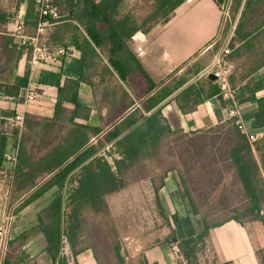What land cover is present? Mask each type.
<instances>
[{"label":"trees","instance_id":"16d2710c","mask_svg":"<svg viewBox=\"0 0 264 264\" xmlns=\"http://www.w3.org/2000/svg\"><path fill=\"white\" fill-rule=\"evenodd\" d=\"M25 1V23L33 26L35 33L37 3ZM51 1L60 14L57 22L72 16L84 26L96 45H109L110 62L128 84L134 85V79L137 83L146 82L141 92L133 91L138 106L131 108L133 101L122 105V109L113 112L101 127L75 120L88 117L89 108L77 101L78 86L83 77L66 79L58 88L52 117L24 115L23 130L16 144L11 198L32 190L18 205L17 209H20L47 190L54 189L50 201L36 214L48 250L53 251V259L57 258L58 264H66L58 255L62 236L67 238L73 255L78 253V245L85 239L88 214L109 219L107 197L125 188L135 167L145 160L153 162L156 166L153 170L158 173L159 181L152 186L157 214L169 229L164 242L175 241L187 264H199L196 253L213 226L229 218L240 223L243 219L263 221L260 210L264 204V156L259 164L252 146L230 119L225 121L226 129L222 134H211L212 129L191 135L173 131L159 104L177 87L157 88L124 45V39L136 30L146 32L152 25L165 22L183 0H149V12L136 24H133L132 14H126L116 25L112 23V16L122 0ZM65 3H69L68 7ZM8 20L10 15L0 11V23ZM14 40L7 30L0 31V92L7 96H17L19 92V87L11 82L17 60L23 52L30 56V51L22 45L18 47ZM216 93L217 87L211 85L204 98ZM251 127H264V96L257 100ZM5 141L6 137L0 135V163L5 158ZM108 144L113 149L107 151L104 147ZM254 148L257 150V142ZM107 153L113 156L111 160ZM224 161L228 164L219 163ZM169 170H176L192 214L202 222V231L195 230L189 215L164 213L158 190ZM198 172L212 182L195 181ZM226 177H230L229 183H226ZM229 193H236V198L228 197ZM219 211L235 214L230 217L218 215ZM113 231L111 225L116 264H128ZM262 251L264 249L257 252ZM98 260L99 264H106ZM138 264L147 263L141 260ZM261 264H264V258Z\"/></svg>","mask_w":264,"mask_h":264},{"label":"crops","instance_id":"0c3cea01","mask_svg":"<svg viewBox=\"0 0 264 264\" xmlns=\"http://www.w3.org/2000/svg\"><path fill=\"white\" fill-rule=\"evenodd\" d=\"M35 1L37 3L38 0ZM230 2L183 0L165 22L152 25L146 32L136 30L124 39L126 49L157 88L166 85L177 87L159 104L162 115L177 134H202L211 129V134H222L226 129L225 102L218 96V87L207 72L210 71L216 51V46L212 45L220 33L223 14ZM238 2L239 14L232 29L230 53L227 56L231 67L229 81L236 89L242 117L251 126L257 100L264 96V0ZM68 5L65 3L64 6ZM0 11L10 15V20L0 23V31H9L16 22H20L26 35H34V27L25 23V0H0ZM126 14H132L133 24L138 22L135 3L131 0H122L117 5L112 23L116 25L121 22ZM14 39L18 47L21 46L19 39ZM40 42L51 48L62 47L65 54L32 62L30 56L23 52L13 67L11 79L19 87L18 95L7 96L0 92V135L6 137L5 158L0 163V227L8 222L7 242L0 255V264H58L57 258L53 259V251L48 250L45 235L40 231L36 219L37 212L52 198L54 189L47 190L20 209H17L18 205L32 190L13 200L11 198L16 144L23 130V126L20 128L14 124V116L31 114L52 117L58 88L66 79L83 77L78 86L77 101L89 108L88 117L86 120L80 117L75 120L101 127L122 105H129L133 101L131 108L138 106L133 91L141 92L146 86V82L137 83V79H134V85L128 84L110 62L109 45H96L85 32L84 26L72 16L50 26ZM211 85L217 87V93L204 98ZM29 90L37 93L30 101L26 99ZM65 105L70 107V104ZM258 130L264 132V127ZM257 145V150L254 145L251 146L260 164V158L264 156V139L258 140ZM219 163L228 164L227 161ZM154 165L149 160L140 162L129 184L148 183L153 189V183L159 181L157 171L153 170L156 169ZM208 178L201 177L198 172L194 180L212 182ZM42 181L43 178L38 180L39 183ZM225 181L229 183L230 177H226ZM158 195L166 215H189L195 230H203L200 219L192 214L176 170L166 173ZM236 195L229 193L228 197L234 199ZM153 208L157 210L155 203ZM227 213L219 211L217 214L229 217L235 214ZM260 214L263 221L243 219V223H240L229 218L209 229L204 240L217 264H261L264 251H257L264 249V204ZM194 218L200 221L199 225L194 223ZM85 239L78 245L80 250L74 256V264H99L100 257L97 258L93 246ZM171 242L175 241L159 240L145 245L136 262L142 260L147 264H178ZM130 258L133 262L134 257Z\"/></svg>","mask_w":264,"mask_h":264},{"label":"rangeland","instance_id":"374dc122","mask_svg":"<svg viewBox=\"0 0 264 264\" xmlns=\"http://www.w3.org/2000/svg\"><path fill=\"white\" fill-rule=\"evenodd\" d=\"M131 2L135 3L138 20H141L150 10L149 0H131ZM238 14L239 2L231 0L223 14L220 33L212 45L216 46L212 62L222 49L229 48L232 29ZM107 154L108 159L113 157L111 153ZM107 203L110 218L106 219L102 215L92 217L89 213V221L85 229V240L93 246L102 262L116 264L112 250L114 236L112 237L110 233L111 225L114 235L121 244L124 260L128 264H138L136 261L140 259V253L145 245L164 240L169 235L168 227L158 216L156 208H153V189L148 183H131L119 192L109 195ZM109 220H111L110 223H108ZM194 223L199 225L200 221L194 218ZM130 257H134L133 262Z\"/></svg>","mask_w":264,"mask_h":264},{"label":"built area","instance_id":"2783aa9c","mask_svg":"<svg viewBox=\"0 0 264 264\" xmlns=\"http://www.w3.org/2000/svg\"><path fill=\"white\" fill-rule=\"evenodd\" d=\"M60 14L56 6L52 4L51 0H40L37 4V18L35 33L32 36H28L23 31V24L16 22L14 26L8 31L9 34L19 39L20 44L30 51V59L32 62L41 61L48 58H55L65 54V50L62 47L51 48L40 42L42 36L46 30L55 24L59 19ZM230 49L225 47L222 49L219 55H217L214 61L211 63L210 71L207 74L214 75V81L218 87V96L225 102L224 110L226 119L232 120L236 125L239 132L244 135L250 145H254L258 140L264 137L262 130L253 129L248 125L246 120L242 117L240 108L238 106L236 89L231 86L229 76L231 74V67L228 61V54ZM206 74V75H207ZM37 96V93L33 90H29L26 99L33 100ZM23 115L16 114L13 118L14 124L23 126ZM106 150L113 149L111 144L105 146ZM8 222L4 223L0 227V255L4 250L7 242ZM172 252L179 264H187L176 242L170 243ZM59 257L65 259L66 264H74V255L70 248V244L66 237L62 236L61 244L59 248ZM197 260L199 264H217L213 259L212 252L209 248L206 240L203 241L202 247L197 251ZM205 260V261H204Z\"/></svg>","mask_w":264,"mask_h":264},{"label":"water","instance_id":"95a60500","mask_svg":"<svg viewBox=\"0 0 264 264\" xmlns=\"http://www.w3.org/2000/svg\"><path fill=\"white\" fill-rule=\"evenodd\" d=\"M209 78L212 79V80H214V75L212 73L209 74Z\"/></svg>","mask_w":264,"mask_h":264}]
</instances>
